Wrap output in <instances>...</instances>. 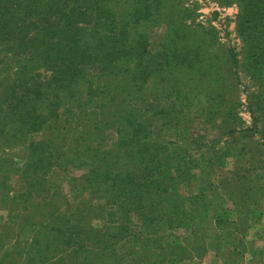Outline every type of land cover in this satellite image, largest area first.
Wrapping results in <instances>:
<instances>
[{
	"label": "rangeland",
	"instance_id": "rangeland-1",
	"mask_svg": "<svg viewBox=\"0 0 264 264\" xmlns=\"http://www.w3.org/2000/svg\"><path fill=\"white\" fill-rule=\"evenodd\" d=\"M238 12L173 0L123 47L135 48L131 59L65 91L43 83L45 69L21 85L18 58L0 44V264H264L247 245L264 242V188L241 204L236 178L246 168L264 183L263 88L246 74ZM189 18L216 36L193 37L204 48L190 69L172 53ZM75 28L89 34L86 23ZM230 49L237 129L251 128L252 113L259 120L252 139L235 134L234 143L223 125L230 98H217Z\"/></svg>",
	"mask_w": 264,
	"mask_h": 264
},
{
	"label": "trees",
	"instance_id": "trees-1",
	"mask_svg": "<svg viewBox=\"0 0 264 264\" xmlns=\"http://www.w3.org/2000/svg\"><path fill=\"white\" fill-rule=\"evenodd\" d=\"M118 1L122 0H0V44H10L6 45L8 54L18 58L19 66H22L18 72L21 85H28L34 80L30 76L31 72L45 69L51 73V78L43 83L65 91L74 87L89 71H100L101 68L103 71L106 65L110 67L120 60L131 59L135 55V48L123 47L131 45L129 40L144 23L153 25L157 22L173 0H124L129 3H125L128 7L115 10L112 5ZM211 1L222 7H239L235 22L236 31L243 41L244 67L246 74L263 88L259 114L264 118V0ZM187 20L190 18L183 19L184 23L180 26V33L185 40L175 45L172 53L177 57L178 64L190 69L198 65L194 55L201 54L204 48L202 44L195 43L193 37L197 33L209 34L213 39L216 36L202 26H199L201 30L192 29L186 23ZM78 23H86L90 27L86 37L76 30L75 25ZM142 55L143 60L151 55L148 46H144ZM237 57L234 49L227 51L224 82L227 85L223 91L217 92L220 102L225 90L230 98L228 103L231 107L223 125L232 137L231 143L235 142V134L252 139L259 127V120L252 113L251 128L237 129L240 120L236 115L237 93L241 85L235 71L239 68ZM140 72L145 77L149 74L148 67L140 69ZM14 95L12 93V99ZM261 132L264 136V127ZM251 148L243 146L242 151L250 154ZM238 170L236 178L243 185L240 187V202L248 205L262 193L264 183H256L251 169ZM122 188L121 192L125 193V187ZM223 242L230 243L226 238Z\"/></svg>",
	"mask_w": 264,
	"mask_h": 264
},
{
	"label": "crops",
	"instance_id": "crops-1",
	"mask_svg": "<svg viewBox=\"0 0 264 264\" xmlns=\"http://www.w3.org/2000/svg\"><path fill=\"white\" fill-rule=\"evenodd\" d=\"M261 228V227H259ZM261 229H258V231H260ZM261 233V231H260ZM248 247L254 252L257 251L260 254H262V256L264 257V242L261 241H248L247 242Z\"/></svg>",
	"mask_w": 264,
	"mask_h": 264
}]
</instances>
